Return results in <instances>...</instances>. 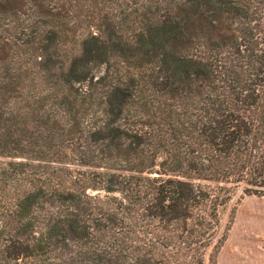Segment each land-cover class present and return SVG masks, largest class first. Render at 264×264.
I'll return each instance as SVG.
<instances>
[{
	"label": "trees",
	"instance_id": "obj_1",
	"mask_svg": "<svg viewBox=\"0 0 264 264\" xmlns=\"http://www.w3.org/2000/svg\"><path fill=\"white\" fill-rule=\"evenodd\" d=\"M264 196V0H0V264H206Z\"/></svg>",
	"mask_w": 264,
	"mask_h": 264
},
{
	"label": "rangeland",
	"instance_id": "obj_2",
	"mask_svg": "<svg viewBox=\"0 0 264 264\" xmlns=\"http://www.w3.org/2000/svg\"><path fill=\"white\" fill-rule=\"evenodd\" d=\"M219 235L214 264H264V196L234 195L220 211Z\"/></svg>",
	"mask_w": 264,
	"mask_h": 264
}]
</instances>
